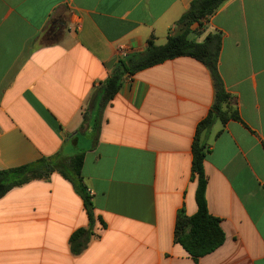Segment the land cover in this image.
<instances>
[{"label":"crops","instance_id":"1","mask_svg":"<svg viewBox=\"0 0 264 264\" xmlns=\"http://www.w3.org/2000/svg\"><path fill=\"white\" fill-rule=\"evenodd\" d=\"M193 0H0V170L84 151L97 220L59 172L0 198V264H264V0H228L196 39L220 31L219 68L241 120H216L204 167L224 243L196 261L176 240L197 211L193 143L216 99L211 71L189 56L124 81L99 135L83 124L122 59L164 44ZM203 138L205 135L202 136Z\"/></svg>","mask_w":264,"mask_h":264},{"label":"trees","instance_id":"2","mask_svg":"<svg viewBox=\"0 0 264 264\" xmlns=\"http://www.w3.org/2000/svg\"><path fill=\"white\" fill-rule=\"evenodd\" d=\"M226 1L228 0H193L176 22V31L167 36L164 44H157L151 40L142 53L127 55L119 60L110 76L97 88L83 114L82 127L87 125L88 128L94 129L98 136L105 107L118 93L124 81L130 79L136 72L182 56L195 58L208 67L214 78L216 99L208 115L199 123L193 143V171L197 179L195 193L197 211L191 216L179 214L175 232L177 242L196 261L219 248L226 237L221 220L211 215L208 207V180L204 167L209 149L206 136L216 120L226 123L231 118L241 120V117L238 109L232 105V95L227 91L220 73L222 33L210 32L202 41L192 39L190 36L194 34L196 37L194 24L201 27L203 22L208 20ZM203 135H205L204 138ZM84 155V151L71 156L60 152L28 165L0 170V198L14 187L34 179L49 177L54 172H59L73 184L84 200L90 221L88 228H80L71 236L70 244L74 254H80L86 249L94 234L96 221H102L95 214L92 194L84 182L82 174Z\"/></svg>","mask_w":264,"mask_h":264},{"label":"built area","instance_id":"3","mask_svg":"<svg viewBox=\"0 0 264 264\" xmlns=\"http://www.w3.org/2000/svg\"><path fill=\"white\" fill-rule=\"evenodd\" d=\"M118 52L120 54V57H122V58H124V57H126L128 55V52H127V50L125 48H120Z\"/></svg>","mask_w":264,"mask_h":264},{"label":"rangeland","instance_id":"4","mask_svg":"<svg viewBox=\"0 0 264 264\" xmlns=\"http://www.w3.org/2000/svg\"><path fill=\"white\" fill-rule=\"evenodd\" d=\"M190 38L194 39V38H195V35H194V34H192V35L190 36Z\"/></svg>","mask_w":264,"mask_h":264}]
</instances>
